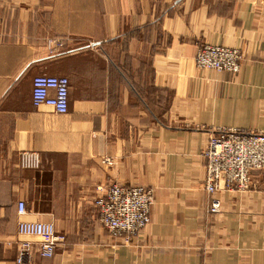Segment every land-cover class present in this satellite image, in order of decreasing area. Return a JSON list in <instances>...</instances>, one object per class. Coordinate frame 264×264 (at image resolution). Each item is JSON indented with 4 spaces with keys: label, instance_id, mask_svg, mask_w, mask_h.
<instances>
[{
    "label": "crops",
    "instance_id": "0c3cea01",
    "mask_svg": "<svg viewBox=\"0 0 264 264\" xmlns=\"http://www.w3.org/2000/svg\"><path fill=\"white\" fill-rule=\"evenodd\" d=\"M206 44L241 50V72L199 69ZM42 75L69 79L67 114L33 102ZM221 129L264 131V0H0V264H264V172L243 193L203 187ZM112 183L155 190L129 245L95 206ZM20 221L66 240L44 258Z\"/></svg>",
    "mask_w": 264,
    "mask_h": 264
},
{
    "label": "built area",
    "instance_id": "2783aa9c",
    "mask_svg": "<svg viewBox=\"0 0 264 264\" xmlns=\"http://www.w3.org/2000/svg\"><path fill=\"white\" fill-rule=\"evenodd\" d=\"M196 65L202 70L237 75L242 70L243 55L241 50L206 45L196 55ZM33 102L53 108L59 114H67L70 102V81L64 76H37L33 80ZM206 161L204 189L211 195L222 192L243 193L251 188L252 174L264 172V131L246 133L238 129H222L209 139L203 152ZM21 167L37 169L41 166V156L34 152L21 154ZM108 166L111 159H105ZM100 195L95 201L100 223L114 237H124L129 243L133 237L151 223V210L155 204V192L146 187H125L112 184L106 189H99ZM221 200L212 201L210 212L221 211ZM19 216L27 214L24 201L18 204ZM20 235L36 237L40 243V255L53 258L58 247L66 240L65 235L56 231L52 223L20 221ZM30 242H23L19 262L31 250Z\"/></svg>",
    "mask_w": 264,
    "mask_h": 264
},
{
    "label": "rangeland",
    "instance_id": "374dc122",
    "mask_svg": "<svg viewBox=\"0 0 264 264\" xmlns=\"http://www.w3.org/2000/svg\"><path fill=\"white\" fill-rule=\"evenodd\" d=\"M206 45H211V44H206ZM206 45H204V46H206ZM204 46H203V47H204ZM214 46H218V45H214ZM203 47H201V48L199 49V51H200ZM224 47H225V46H224ZM199 51H198V52H199ZM242 55H243V54H242ZM196 57H197V56H196ZM195 62H196V58H195ZM196 66H197V65H196ZM209 71H212V70H209ZM216 72H217V71H216ZM221 130H222V129H221ZM217 132H220V130L217 131ZM217 132H216V133H217ZM206 148H207V147H206ZM206 148H205V149H206ZM112 184H118V183H112ZM112 184H110L109 186H111ZM120 185H121V184H120ZM109 186H108V187H109ZM122 186H123V185H122ZM108 187H107V188H108ZM125 187H126V186H125ZM135 187H137V186H135ZM203 187H204V183H203ZM146 188H149V187H146ZM150 189H153V188L150 187ZM153 190H154V189H153ZM98 191H99V195H100V192H101V191L99 190V188H98ZM154 192H155V190H154ZM97 197H98V196H97ZM97 197H96V199H97ZM155 200H156V199H155ZM95 201H96V200H95ZM154 205H155V204H154ZM152 208H153V207H152ZM151 211H152V210H151ZM99 220H100V217H99ZM151 222H152V219H151ZM150 224H151V223H150ZM103 227H104V226H103ZM105 229H106V228H105ZM145 229H146V228H145ZM145 229L142 230V231L139 233V235H140L143 231H145ZM106 230H107V229H106ZM107 231H108V230H107ZM108 232H109V231H108ZM109 233H110V232H109ZM110 234H111V233H110ZM111 236H112L114 239H121L126 245L131 244V243L133 242V239L135 238V237H133V239H132L129 243H126L124 237H121V238H120V237H114L112 234H111ZM137 236H138V235H137ZM137 236H136V237H137Z\"/></svg>",
    "mask_w": 264,
    "mask_h": 264
}]
</instances>
